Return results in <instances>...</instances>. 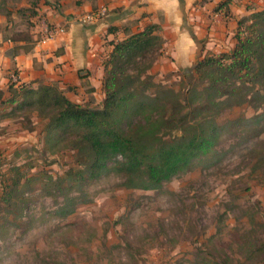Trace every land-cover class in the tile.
<instances>
[{"label": "rangeland", "instance_id": "1", "mask_svg": "<svg viewBox=\"0 0 264 264\" xmlns=\"http://www.w3.org/2000/svg\"><path fill=\"white\" fill-rule=\"evenodd\" d=\"M234 1L249 12L234 15L231 25L212 18L221 34L216 31L211 46L200 40L185 61L157 25L153 49L126 70L140 74L149 93L161 86L174 94L162 95L152 113L132 124L156 123L168 133L172 115L187 111L211 140L207 156L159 189L126 187L115 174L86 180L82 191L67 189V182L56 189L55 180L76 167V152L45 141L46 112L25 104L6 81L0 89V264H264V122H244L264 112V93L256 95L248 80L231 86L219 80L220 96L214 77L193 74L205 55L232 50L238 15L264 9L255 0ZM77 96L99 108L104 90ZM65 195L75 198V209L60 216Z\"/></svg>", "mask_w": 264, "mask_h": 264}, {"label": "trees", "instance_id": "2", "mask_svg": "<svg viewBox=\"0 0 264 264\" xmlns=\"http://www.w3.org/2000/svg\"><path fill=\"white\" fill-rule=\"evenodd\" d=\"M213 11L223 17L232 16L229 0L217 2ZM245 21L248 24L243 27ZM156 26L148 24L138 32L112 41L103 65L104 98L99 108L70 100L56 84H16L17 79L8 78V88H17L25 104L46 112L45 141L50 146L63 142L76 152V167L55 180L56 189L64 188L63 183L67 182V189L76 186L82 191L86 180L115 174L124 179L122 184L126 187L156 190L194 159L209 154L210 137L195 119L189 118L187 111L172 115L174 129L168 133L158 132L156 123L150 127L140 120L132 124L134 118L152 113L162 95H174L167 88L161 91V86H155L156 90L149 93L140 74L126 72L138 56L153 49ZM233 38L231 51L205 55L193 66V74L205 73L211 80L214 77L220 92L222 82L231 86L248 80L256 95L264 93V9L236 19ZM10 72L16 74L15 70ZM220 102L224 100L217 101ZM260 120L264 122V112L244 122ZM65 196V203L57 209L60 216L75 209V198Z\"/></svg>", "mask_w": 264, "mask_h": 264}, {"label": "crops", "instance_id": "3", "mask_svg": "<svg viewBox=\"0 0 264 264\" xmlns=\"http://www.w3.org/2000/svg\"><path fill=\"white\" fill-rule=\"evenodd\" d=\"M219 1L200 4L196 0H0V89L5 87L8 73L15 70L16 84H56L70 100L82 103L81 98L72 96L83 93L91 97L102 91L103 65L112 41L148 24L159 25L167 41L179 48L180 54H184L181 58L187 61L200 40L206 38L207 46L217 41L215 36L221 33L212 18L217 21L219 17V22L231 25L235 23L234 15L249 12L231 0L232 16L223 17L213 11ZM250 1L242 0L245 4ZM255 1L261 9L259 5H264V0ZM99 6L107 8L101 19L92 23L80 21L82 14ZM45 23L61 25L66 30L54 40L40 44L38 39L43 36ZM234 28L235 25L232 33ZM75 91L80 94L71 93Z\"/></svg>", "mask_w": 264, "mask_h": 264}, {"label": "built area", "instance_id": "4", "mask_svg": "<svg viewBox=\"0 0 264 264\" xmlns=\"http://www.w3.org/2000/svg\"><path fill=\"white\" fill-rule=\"evenodd\" d=\"M107 8L105 6H99L97 8L92 9L91 11L82 14L79 19L81 22L92 23L98 21L106 14ZM65 27L61 25H54L46 23L43 28V36L38 39V43L46 44L49 41L54 40L59 35H62L65 32ZM8 78L12 79V81L16 80V74L14 72H10Z\"/></svg>", "mask_w": 264, "mask_h": 264}]
</instances>
